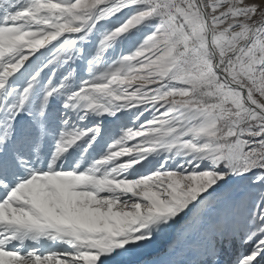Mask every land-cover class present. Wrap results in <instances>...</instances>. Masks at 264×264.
<instances>
[{
  "label": "snow or ice",
  "instance_id": "6c2138e0",
  "mask_svg": "<svg viewBox=\"0 0 264 264\" xmlns=\"http://www.w3.org/2000/svg\"><path fill=\"white\" fill-rule=\"evenodd\" d=\"M0 264H264V0H0Z\"/></svg>",
  "mask_w": 264,
  "mask_h": 264
}]
</instances>
